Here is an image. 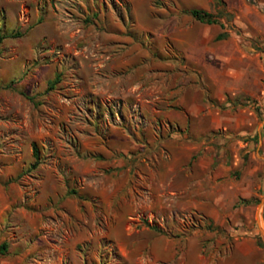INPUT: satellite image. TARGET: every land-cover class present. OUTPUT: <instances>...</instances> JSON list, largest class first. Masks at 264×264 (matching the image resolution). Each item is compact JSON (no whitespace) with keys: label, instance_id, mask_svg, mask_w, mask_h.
<instances>
[{"label":"rangeland","instance_id":"rangeland-1","mask_svg":"<svg viewBox=\"0 0 264 264\" xmlns=\"http://www.w3.org/2000/svg\"><path fill=\"white\" fill-rule=\"evenodd\" d=\"M0 35V264H264V0H0Z\"/></svg>","mask_w":264,"mask_h":264},{"label":"trees","instance_id":"trees-1","mask_svg":"<svg viewBox=\"0 0 264 264\" xmlns=\"http://www.w3.org/2000/svg\"><path fill=\"white\" fill-rule=\"evenodd\" d=\"M189 12L192 16H194L195 18H197L198 20L203 21V22L213 23V22H216V20H217V17L213 13L206 11V10H203V9L193 8ZM222 36L223 35H218L217 38H220ZM2 39H3V36L0 35V42L2 41ZM5 248H6V243H3L2 249L4 250Z\"/></svg>","mask_w":264,"mask_h":264},{"label":"crops","instance_id":"crops-1","mask_svg":"<svg viewBox=\"0 0 264 264\" xmlns=\"http://www.w3.org/2000/svg\"><path fill=\"white\" fill-rule=\"evenodd\" d=\"M164 243V246H165V250H167V248L169 247V245L171 244L170 243V240H165V242H163ZM170 247H173L172 245H170ZM154 249H157V248H155L154 247ZM156 252H154L155 254H156V256H157V258H160V257H162V255L161 254H158L157 253V250H155Z\"/></svg>","mask_w":264,"mask_h":264}]
</instances>
